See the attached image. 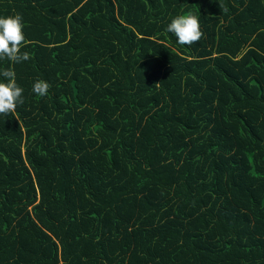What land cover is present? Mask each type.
Wrapping results in <instances>:
<instances>
[{"label":"trees","instance_id":"16d2710c","mask_svg":"<svg viewBox=\"0 0 264 264\" xmlns=\"http://www.w3.org/2000/svg\"><path fill=\"white\" fill-rule=\"evenodd\" d=\"M189 10L190 46L166 31ZM17 13L0 264H264V0H0Z\"/></svg>","mask_w":264,"mask_h":264},{"label":"clouds","instance_id":"9594fccd","mask_svg":"<svg viewBox=\"0 0 264 264\" xmlns=\"http://www.w3.org/2000/svg\"><path fill=\"white\" fill-rule=\"evenodd\" d=\"M219 7L225 13L228 11L221 2ZM23 28V18L19 13L6 17L0 16V59L6 58L14 64L30 59L27 51L21 53V45L25 41ZM166 31L174 34L179 44L189 46L197 43L203 35L199 17L190 10L172 18ZM0 75L7 80V82H0V115L15 113L17 104L24 103V89L18 86L13 69H3ZM49 88L47 81L38 79L33 83L32 91L37 96L44 97L48 94Z\"/></svg>","mask_w":264,"mask_h":264}]
</instances>
